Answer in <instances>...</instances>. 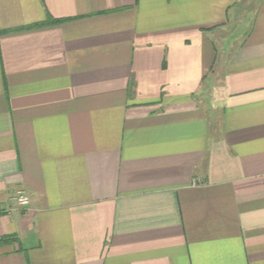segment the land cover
Segmentation results:
<instances>
[{
    "label": "crops",
    "instance_id": "obj_1",
    "mask_svg": "<svg viewBox=\"0 0 264 264\" xmlns=\"http://www.w3.org/2000/svg\"><path fill=\"white\" fill-rule=\"evenodd\" d=\"M0 264H264V0H0Z\"/></svg>",
    "mask_w": 264,
    "mask_h": 264
},
{
    "label": "built area",
    "instance_id": "obj_2",
    "mask_svg": "<svg viewBox=\"0 0 264 264\" xmlns=\"http://www.w3.org/2000/svg\"><path fill=\"white\" fill-rule=\"evenodd\" d=\"M12 199L17 205L22 207L28 205L30 201L29 196L25 192H18Z\"/></svg>",
    "mask_w": 264,
    "mask_h": 264
},
{
    "label": "trees",
    "instance_id": "obj_3",
    "mask_svg": "<svg viewBox=\"0 0 264 264\" xmlns=\"http://www.w3.org/2000/svg\"><path fill=\"white\" fill-rule=\"evenodd\" d=\"M46 23H47V22H41V23L36 24V26L44 25V24H46Z\"/></svg>",
    "mask_w": 264,
    "mask_h": 264
}]
</instances>
